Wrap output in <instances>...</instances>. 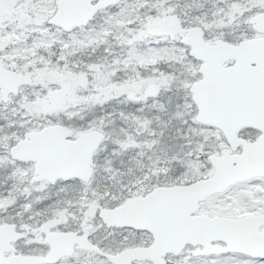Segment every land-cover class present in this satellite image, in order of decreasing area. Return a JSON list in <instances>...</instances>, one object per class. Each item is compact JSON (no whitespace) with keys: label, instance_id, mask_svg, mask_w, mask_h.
<instances>
[{"label":"snow or ice","instance_id":"1","mask_svg":"<svg viewBox=\"0 0 264 264\" xmlns=\"http://www.w3.org/2000/svg\"><path fill=\"white\" fill-rule=\"evenodd\" d=\"M0 264H264V0H0Z\"/></svg>","mask_w":264,"mask_h":264}]
</instances>
